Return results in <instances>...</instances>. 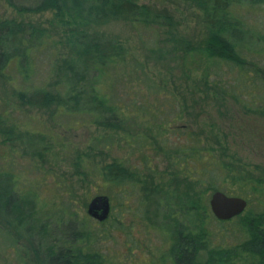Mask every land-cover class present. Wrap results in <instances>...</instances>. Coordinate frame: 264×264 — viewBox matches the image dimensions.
Masks as SVG:
<instances>
[{"label": "rangeland", "instance_id": "rangeland-1", "mask_svg": "<svg viewBox=\"0 0 264 264\" xmlns=\"http://www.w3.org/2000/svg\"><path fill=\"white\" fill-rule=\"evenodd\" d=\"M137 2L171 14L173 26L170 29L139 26L118 19L94 29L121 41L129 51L111 75L112 92L124 107L126 122L108 129L93 124L88 114L72 115L55 106L38 108L22 104L13 92V86H19L17 76L12 74L9 81L0 77V114L8 115L1 127L8 128L14 123V133H18L17 138L6 140L7 136L0 132V166L18 180L15 190L21 194L32 191L36 196L41 221L55 225L61 209L64 214L68 210L75 213L71 219L76 218L81 230L87 231V237L75 241L73 246L100 254L102 264H173L171 233L167 227L172 221L166 219L163 211L166 208L155 203L156 195L148 198L140 182L106 184L91 173L83 182L82 174L73 165L75 156L83 155V165L89 172L106 162L119 160L136 171L140 179H146L147 187L160 183L164 189H170L176 187L174 182L167 185L175 170L162 151L169 149L166 145L186 149L196 146L207 159L212 155L206 153H213V158L225 165H235L246 177L264 179V113L252 111L254 106L247 94L238 91V68L221 60L192 59L186 55L185 42L196 44L206 34L201 12L195 5L183 0ZM232 12L264 40V4H244ZM52 18L51 11L19 13L6 0H0V19L45 28L57 41L60 54L54 46L40 53L41 77L50 72L56 64L54 60L57 62L66 51L58 42L63 38V28L55 25ZM260 42L264 45V41ZM252 53L251 50L249 55ZM255 57L256 66H250L249 77L260 79L264 85L262 76L257 74L258 69H264V48ZM206 73L208 76L204 77ZM145 75L152 88L143 80ZM54 79L52 75L47 81L50 84ZM222 87L227 90L224 92ZM256 96V103L258 97L264 102V93ZM240 97L241 100L236 99ZM146 125L150 128L146 129ZM28 130L32 137L25 135ZM34 149L41 157L29 153ZM188 163L192 170L193 159ZM220 182L228 190L226 194L247 199L241 216L264 209V184L232 183L230 177ZM254 185L257 191L252 190ZM184 188L182 183L178 185L179 190ZM97 194H106L110 199V213L104 221H97L86 212L89 200ZM208 196L209 192L202 195L209 207ZM70 199L72 205L68 204ZM209 212L203 228L210 247H232L247 239L239 216L221 221ZM13 222L16 223L13 217L0 214V264H38L30 250L37 235L29 236L21 227L16 232ZM252 260L249 257L248 261Z\"/></svg>", "mask_w": 264, "mask_h": 264}, {"label": "trees", "instance_id": "trees-1", "mask_svg": "<svg viewBox=\"0 0 264 264\" xmlns=\"http://www.w3.org/2000/svg\"><path fill=\"white\" fill-rule=\"evenodd\" d=\"M25 1L29 3L6 0L19 13L53 12L52 20L55 25L63 28V31L60 30L63 38L58 42L65 46L66 51L57 58V62L54 60L56 64L51 67L50 72L41 77L40 53L50 51L54 46L60 54L57 41L45 28L14 19H0V77L9 81L12 74L17 76L19 86H13L15 97L28 106H55L66 114H88L91 116L88 119L93 124L108 129L126 122L124 107L115 100L116 96L112 92L114 79L111 75L124 62L129 51L121 41L94 29L118 19L139 26L155 25L170 29L173 26L172 15L156 11L151 5L138 3L137 0ZM183 1L200 10V19L206 31L204 38L196 44L185 42L186 55H190L192 59L204 57L208 60H221L238 68V91L243 95L247 94L249 102L254 106L252 111L264 113L262 97H258V102H255L256 95L264 93V85L260 79L255 81L249 77L250 66H256L253 58L264 48L260 42L264 40L261 35L255 36L232 12L236 6L264 4V0ZM251 50L253 55H249ZM263 71L260 68L257 74L262 76ZM52 75L55 79L49 84L47 80ZM207 76V73L204 74V77ZM143 80L147 82L148 88H152L149 77L145 75ZM258 82L260 83L256 85ZM222 88L224 92L227 90V87ZM236 99L241 100V97ZM6 116L8 115L0 114V132L7 136L6 140L17 138L14 123L8 128L1 127ZM149 128L146 125V129ZM25 135L32 137L33 133L28 130ZM166 146L169 149L165 148L162 152L173 162L175 170L167 185L172 186L174 182L175 188L164 189L160 183L147 187L146 179H140L136 171L129 170L119 160L106 162L89 172L83 165V155L78 153L73 165L82 174L83 182L91 173L98 175L106 184L140 182L141 189L148 194V198L156 195L155 203L166 208L163 210L168 216L166 219L172 221L167 227L171 233L173 264H237L236 261H241L242 264H264V209L244 217L238 215L248 235L246 240L232 247L215 248L209 246L203 228L210 209L202 197L205 192H209L210 198L211 193L216 190L228 193L220 181L226 182L229 177L232 183L253 181L264 184V179L246 177L243 170L241 172L235 165H225L220 159L213 158V153H206V156L212 155L211 159H207L196 146L189 149ZM29 153L41 157L38 150L34 149ZM190 158L195 164L192 170L188 168ZM17 181L13 173L0 166V214L16 220V223H11L16 232L21 227L29 236L37 235V241H33L30 250L38 264H102L100 254L73 246L75 241L87 237V231L81 230L76 218L71 219L75 213L68 210L64 214L61 209L55 218V225L41 221L36 196L32 191L21 194L15 190ZM180 183L185 187L183 190L178 189ZM252 190L257 191V185L252 186ZM71 202L70 199L68 204L72 205ZM249 257L253 260L248 261Z\"/></svg>", "mask_w": 264, "mask_h": 264}, {"label": "water", "instance_id": "water-1", "mask_svg": "<svg viewBox=\"0 0 264 264\" xmlns=\"http://www.w3.org/2000/svg\"><path fill=\"white\" fill-rule=\"evenodd\" d=\"M264 83V71L262 73ZM209 208L218 220H229L240 215L247 207V200L241 196L228 195L220 190L213 191L209 198ZM87 214L97 221L105 220L110 213V200L105 194L93 196L86 208Z\"/></svg>", "mask_w": 264, "mask_h": 264}]
</instances>
